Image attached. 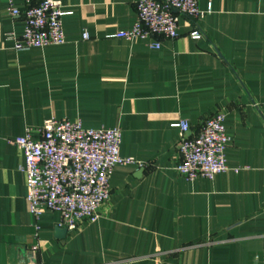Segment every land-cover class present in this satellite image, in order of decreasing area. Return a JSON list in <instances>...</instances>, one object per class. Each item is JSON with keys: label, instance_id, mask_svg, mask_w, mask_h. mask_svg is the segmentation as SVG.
Segmentation results:
<instances>
[{"label": "crops", "instance_id": "crops-1", "mask_svg": "<svg viewBox=\"0 0 264 264\" xmlns=\"http://www.w3.org/2000/svg\"><path fill=\"white\" fill-rule=\"evenodd\" d=\"M56 1L70 12L65 43L15 51L24 21L0 0V264H264V0H197L203 37L179 17L158 49L112 37L139 0ZM217 111L229 169L187 180L173 124L193 136ZM48 117L118 127L120 154L142 164L115 165L99 218L62 238L58 212H29L22 153L8 142Z\"/></svg>", "mask_w": 264, "mask_h": 264}, {"label": "built area", "instance_id": "built-area-1", "mask_svg": "<svg viewBox=\"0 0 264 264\" xmlns=\"http://www.w3.org/2000/svg\"><path fill=\"white\" fill-rule=\"evenodd\" d=\"M15 1L7 0V12L24 21L21 35L10 37L15 51L65 43L62 18L70 12L59 1L20 0L22 11ZM208 14L198 8L197 0H139L131 28L112 37L147 40L151 48L158 49L159 40L178 37V18L185 17L193 23L190 39L199 40L203 33L197 24ZM224 116V112L217 111L205 118L193 136H187L189 125L185 120L173 124L179 130L180 159L175 169L185 179L212 180L229 169L225 149L230 137L225 131ZM8 142L22 153L18 169L25 175L29 212L36 218L46 210L58 212V225L67 230L99 218L110 199L109 178L115 165H142L120 154V128H86L78 119L48 117L40 126L26 127L22 135Z\"/></svg>", "mask_w": 264, "mask_h": 264}, {"label": "water", "instance_id": "water-1", "mask_svg": "<svg viewBox=\"0 0 264 264\" xmlns=\"http://www.w3.org/2000/svg\"><path fill=\"white\" fill-rule=\"evenodd\" d=\"M66 231L67 229L65 227H59V226L55 227V235L59 238L64 237Z\"/></svg>", "mask_w": 264, "mask_h": 264}]
</instances>
